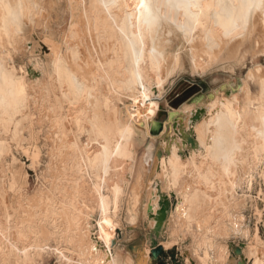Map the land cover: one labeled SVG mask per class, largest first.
<instances>
[{"label": "bare ground", "instance_id": "1", "mask_svg": "<svg viewBox=\"0 0 264 264\" xmlns=\"http://www.w3.org/2000/svg\"><path fill=\"white\" fill-rule=\"evenodd\" d=\"M66 8L70 27L52 44L47 62L35 60L31 71L18 73L12 49L22 48L33 27L52 29L53 14L60 22ZM176 32L189 49L192 72L202 73L223 56L232 57L247 38L256 48L264 45V0H0V264H40L37 257L48 252L51 240L60 260L69 263L62 239L82 264H127L112 251V229L135 163L134 142L143 135L140 122L150 127L159 114V101L147 99L185 69L182 45H173ZM233 83L235 103L212 98L177 118L176 131L166 124L156 156L144 161L155 162L148 167L153 177L144 182L139 173L134 184L132 221L145 190L148 221L155 225L164 194L175 202L169 222L173 216L182 222L202 217L201 227L203 217L208 224L230 218L233 227L240 226L231 211L237 190L264 182V65L254 63L246 80ZM252 83L259 87L256 95ZM255 101L259 107L253 110L248 104ZM31 106L54 129L47 183L33 196L26 191L25 171L11 167L5 156L10 138L23 139ZM76 131L88 133L87 141ZM188 134L197 147L188 143ZM29 157L37 169L40 150L35 147ZM95 207L100 218L94 225ZM205 236V247L230 262L229 250ZM256 244L250 258L264 264L258 235Z\"/></svg>", "mask_w": 264, "mask_h": 264}, {"label": "rangeland", "instance_id": "2", "mask_svg": "<svg viewBox=\"0 0 264 264\" xmlns=\"http://www.w3.org/2000/svg\"><path fill=\"white\" fill-rule=\"evenodd\" d=\"M62 1L64 3L66 0ZM71 15V10L66 8L61 15L60 22H58L56 18V13L53 14L55 21L52 20V22L55 23H52V29L46 30L43 26H36V29L35 27H33V30L30 29L32 32H27V34L30 33L26 35V43H23L24 45L21 46L22 50L19 49L16 51L12 49L11 51L13 65L17 67V70L19 69L17 71L18 73L20 72V74H22L23 69L26 68L28 71H31L35 60H39L43 63L47 62L48 56L53 49L52 44L56 41H61L66 31L69 29L72 20ZM166 23L167 22L161 23L160 28L164 29V31H166V29L168 30L169 24L167 23V25ZM175 34L177 40L174 39L173 45L176 48L182 45L180 51L185 69L173 77L160 95L152 93L147 99L148 102L159 101V114L155 116L150 127H147L144 119L140 122L143 135L134 142L135 163L129 175L130 179L127 181L128 184L125 188V194L119 202L120 208L118 215L116 214L115 216L116 222L114 224V229H112V251L115 255L120 256L123 261L127 262V264H147L149 262L150 255H147L146 250L149 248L151 253L152 241L144 249L141 239L143 237V232L145 233L151 230L154 234L153 228L155 224L154 222L150 223L148 221L145 207L148 203V194L145 190L142 191L140 201L136 203L135 209L139 214H135V219L133 221L129 215V208L133 207L135 204L132 191L139 173L143 172L144 182L149 179V176L153 177V172L150 171L148 173V167L152 168L155 162L146 164L144 161L147 158L150 159L151 156H156L157 151L161 147L163 132L166 126L168 125L169 131L173 132V129L176 131L177 128L175 124L177 118L188 115L187 112L190 111V109L205 107L212 98L222 100L229 98L235 103V88L233 81L237 82L238 79L246 80L248 71L254 63L264 65V45L256 48L254 40L252 38H247L241 45L237 43L232 57L230 56L228 59H225V55L223 56L224 59L219 61L218 64L208 67L207 70L202 73L195 74L190 67L189 49L184 46L185 43L182 39V34L178 32ZM230 62L234 64V68H224ZM34 75L38 76L39 73H34ZM40 77L42 76H39V78ZM255 85L256 84L252 83L250 89L252 93L256 95L259 87L255 88ZM239 104L242 105V107L247 105V102L242 96L239 99ZM250 105H252L251 109L255 110V108L257 109V107H259V102L255 101L254 103L248 104V107ZM186 106L188 109L184 110ZM31 107L30 110H34V113L32 111L33 116L30 115V119L24 120L25 127L23 128V139L20 138L19 140V143L21 142L20 145L10 138V150L7 151V155L5 156L11 167L15 166L17 169H23V171H25L28 183H26V191L29 192L30 196H33L36 193L38 194V190L43 185V182L47 183L46 176L49 159L53 155L52 152H54V147L52 149L54 145V136H52L54 129H49V125L45 121L47 119L43 117V115L41 116L38 109ZM176 111H178L177 115L171 119ZM205 114L206 112L201 116H205ZM32 117L33 120L31 119ZM31 122H34L32 128L30 125ZM172 125H174V127ZM48 131H50V133H48ZM76 134L83 141H87L88 133L80 134L79 131H76ZM84 136L85 138H83ZM35 147L40 150L41 156L40 166H38L37 169L32 167V160L29 157V154ZM191 148L192 147L187 144L186 150H190ZM164 190L168 192L166 188ZM171 196L173 198V193H171ZM234 200L231 211L238 216L240 225L236 228L231 225V220L233 219L230 218L219 220L218 223L212 222L208 224L207 220L203 217V226L201 227L198 223L202 220V217L201 219L195 217L190 220V222H182L178 220L177 216H173L170 222L167 218L164 222L163 230L158 237L159 242L165 241L167 255L166 257H162L160 262H155L157 264H174L172 258L175 256L182 264H224L225 262L222 261L220 254L215 251V248L208 247V249L205 247V240H207L206 234L212 237L216 245L226 248V251L229 250L228 253L230 252L229 256L231 261L225 264H253L254 259L251 260L250 258V250L257 245V235L261 238L262 242V245L259 247H264V182L258 179L255 180L252 187L249 188L244 186L238 189ZM203 216L205 215L203 214ZM99 218L100 212L98 209L96 210L95 207L93 218L95 219L93 220L94 225L97 224L96 222H98ZM225 225L227 229H225ZM95 227L96 226H94V228ZM95 229L98 228L96 227ZM11 241L14 244L17 242L13 235L11 236ZM66 241L67 239H62L66 254L68 253L70 256L69 263L60 260L57 254L58 244L54 240L48 243V252L42 255V257H37L38 263L82 264L80 260H77L78 257L74 254L72 247L67 244ZM154 263L150 262L149 264Z\"/></svg>", "mask_w": 264, "mask_h": 264}, {"label": "water", "instance_id": "3", "mask_svg": "<svg viewBox=\"0 0 264 264\" xmlns=\"http://www.w3.org/2000/svg\"><path fill=\"white\" fill-rule=\"evenodd\" d=\"M188 143L193 147H197V143L195 139L188 134L187 136ZM175 202H170L169 197L167 195L161 194L160 199V209L158 210L157 214L154 215L156 218V225L153 228V232L156 238L152 239V250L150 253V262L154 263L155 261L160 262L162 257H166L167 250H165L163 245H159L158 237L163 230L164 222L167 220L169 213L174 206ZM174 264H182L175 256H173Z\"/></svg>", "mask_w": 264, "mask_h": 264}, {"label": "crops", "instance_id": "4", "mask_svg": "<svg viewBox=\"0 0 264 264\" xmlns=\"http://www.w3.org/2000/svg\"><path fill=\"white\" fill-rule=\"evenodd\" d=\"M165 230V229H164ZM143 237H142V239H141V242H142V244H143V247H144V249H145V247L147 246V245H149V243H151V241H152V239L153 238H156L155 237V235L151 232V230L150 231H146L145 233L143 232ZM167 242V241H166ZM163 245L164 246V248L166 249V247H165V241L163 242V241H160L159 242V245ZM168 249H170V248H168ZM150 263V258H149V262L147 263V264H149ZM154 264H157L156 262L154 263Z\"/></svg>", "mask_w": 264, "mask_h": 264}]
</instances>
